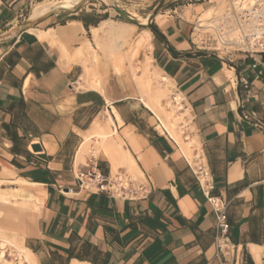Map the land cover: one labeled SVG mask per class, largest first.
<instances>
[{"label":"crops","instance_id":"0c3cea01","mask_svg":"<svg viewBox=\"0 0 264 264\" xmlns=\"http://www.w3.org/2000/svg\"><path fill=\"white\" fill-rule=\"evenodd\" d=\"M16 1L0 8V24ZM75 11L47 13L0 42V242L16 237L35 264H264V54L197 50L199 14H157L164 20L148 28ZM110 25L122 32L117 50ZM144 68L183 100L188 141L138 99ZM151 91L155 99L156 84ZM193 146L210 194L227 204L224 256L186 162ZM91 166L125 172L150 194L124 201L85 190L76 176Z\"/></svg>","mask_w":264,"mask_h":264},{"label":"built area","instance_id":"2783aa9c","mask_svg":"<svg viewBox=\"0 0 264 264\" xmlns=\"http://www.w3.org/2000/svg\"><path fill=\"white\" fill-rule=\"evenodd\" d=\"M197 2L212 5L207 20L200 21L199 15L192 24L190 39L197 50L222 57L239 53L257 58L264 54V0H225L224 3L215 4H211L209 0ZM166 109H171L178 117L181 116L178 124L180 135L188 141L191 134L189 116L178 94L173 92ZM158 125L164 130L159 120ZM259 126L264 131V125ZM186 162L214 214L216 255L224 256L231 250L227 204L210 194V171L202 152L194 148L192 157ZM76 180L85 190L113 199L140 201L150 194L147 184L135 181L122 171L103 174L91 166L86 171L79 172Z\"/></svg>","mask_w":264,"mask_h":264},{"label":"rangeland","instance_id":"374dc122","mask_svg":"<svg viewBox=\"0 0 264 264\" xmlns=\"http://www.w3.org/2000/svg\"><path fill=\"white\" fill-rule=\"evenodd\" d=\"M12 1L14 0H0V8H2L3 6H6V3L9 4ZM53 1L55 0H17L16 2L18 3V5L12 14V17L9 18L7 23L0 24V31L4 32L10 28H14L12 32H15L17 30H21L26 25L33 23L34 21H37L38 19L31 20V21L29 20L31 11L34 8V6L37 3L53 2ZM82 1L83 0H81L78 4H80ZM112 1L115 6H117L120 10L126 13L130 18L134 20H138L140 18L147 17V15L152 12L153 8L158 4L160 0H152V1H147V2H141V1H136V0H112ZM220 1L221 0H210V2H214V4L219 3ZM85 2L86 3H84L81 6L80 11L82 13H80L79 16H83V17L86 16L87 20L90 22H98L101 19H111L113 21L119 20L127 25H132L131 23L123 20L119 16V14H117V12H115V10L111 8V5L104 0H85ZM222 3H224V1ZM187 5H191V6L185 9L184 7H187ZM211 7L212 5H209L207 3L197 2V0H178V1L172 2L170 5L163 8L158 14L160 15L162 14L163 16L164 15L170 16V15H174L173 11L176 10L177 15L183 13L185 17H188L190 20H193L194 19L193 17L195 15L197 14L202 15L204 12H207V10L211 11ZM67 8H71V7H67ZM190 14H192L191 17H189ZM206 16L209 17L208 12ZM164 18H161V19L164 20ZM106 30H111L118 34V36L115 37L113 35H109L106 32V34L109 36V39L113 41V49L117 50L118 48L115 47L114 42L121 38L122 36L121 30H119L118 28L112 25H110ZM93 34L94 36L96 35V33H93ZM132 44L133 43L130 42V44L127 47H125L127 51L130 50L131 55H133ZM125 45L126 43H124V46ZM135 52L136 50L134 51V54ZM156 80H157L156 87L158 85L157 94L155 96V99H153L151 90L154 88ZM160 80H161L160 77H158L155 74L150 73L148 70L146 71V69L144 68L142 77L138 80V85L141 91V95L138 99L144 102V104L147 107L149 108L152 107L155 110V113L158 116V118L161 121L171 125L172 127L171 129L175 130L178 136H180L178 124L180 122L181 116L178 117L171 109L170 110L166 109V106L169 103V100L171 98V95L173 94V91L169 87V85H166V87H164V83L161 82L162 80L161 81ZM160 83H162L163 86H160L161 85ZM160 107L165 111L166 114L162 113V110ZM190 146L191 145H189L188 147L190 148ZM193 147L196 148L195 146ZM193 147L189 149L190 150V156H188L189 158L192 157V150L194 149ZM4 193L6 192L0 191V194H4ZM9 200H12V198ZM0 222H1V219H0ZM1 231H3V229L0 227V233H2ZM18 254L19 252H17L16 250H12V248L7 246L5 249V259L8 262V264L10 263L19 264L20 258Z\"/></svg>","mask_w":264,"mask_h":264},{"label":"bare ground","instance_id":"6f19581e","mask_svg":"<svg viewBox=\"0 0 264 264\" xmlns=\"http://www.w3.org/2000/svg\"><path fill=\"white\" fill-rule=\"evenodd\" d=\"M81 0H55L53 2H41V3H37L34 8L32 9L31 11V14H30V18L29 20H37L39 18H42L44 16L47 15V13H50V12H54V11H57V10H60V9H63V8H67V7H72V8H69V9H77V8H81V6L83 5H79L77 7H73V6H76ZM84 1V0H83ZM106 1L107 3H109L111 6L113 5V1L110 2V1H107V0H104ZM225 0H221L219 3L223 2ZM210 2V1H209ZM85 3V2H84ZM211 4L214 3V2H210ZM115 6V5H114ZM208 12V16H210V12L209 10H207ZM207 12H204L201 17H200V21H203V20H207L209 17L206 16ZM151 18V13L147 15V17L145 18H140L138 19L137 21L140 23V24H147L148 20H150ZM162 17L161 16H158L157 20H162L161 19ZM158 22V23H159ZM100 31V30H99ZM95 33L97 32V30L94 31ZM110 32L109 35H115V37L118 35L116 32L114 33L113 31ZM97 34V33H96ZM38 37L39 38H43L45 37L42 33H38ZM141 41H139V44H140ZM157 82H155L156 84ZM164 83V81H163ZM161 85L160 86H163L162 83H160ZM158 87V85H157ZM156 87V88H157ZM164 87H166V84L164 83ZM156 91V90H155ZM160 91V90H159ZM161 92V91H160ZM169 104V103H168ZM173 120V119H172ZM100 130V129H99ZM100 134V133H99ZM105 136V135H104ZM23 190H21L20 192H22ZM23 195V194H22ZM24 196V195H23ZM32 197V196H31ZM10 197H2V199L4 200H9ZM30 198V197H29ZM28 198V199H29ZM30 200V199H29ZM1 238V237H0ZM3 241L0 242V264H8V262L6 261L5 259V249L6 247H10L12 248V250H16L17 252H19L18 256H19V264H35L34 263V260L31 256V254L25 250L17 241V238L16 237H12L11 239H7L5 238L4 236L2 237ZM8 250V249H7ZM10 250V249H9ZM21 252V253H20ZM11 253V252H10ZM15 256V255H14ZM17 257V256H16ZM11 264V263H10Z\"/></svg>","mask_w":264,"mask_h":264},{"label":"water","instance_id":"95a60500","mask_svg":"<svg viewBox=\"0 0 264 264\" xmlns=\"http://www.w3.org/2000/svg\"><path fill=\"white\" fill-rule=\"evenodd\" d=\"M107 1L112 2V0H107ZM174 1H178V0H160L158 2V4L153 8V10L151 12V18H150V20H148L147 24H145V25L144 24H140L137 20H134V19L130 18L126 13H124L122 10H120L117 6L112 5L111 8L113 10H115V12H117V14H119V16L123 20H125V21H127V22H129V23H131V24H133L135 26H143V27H148L149 28L151 26V23H152L153 19L157 16V14L163 8L167 7L168 5H170ZM80 10H81V8L79 7V8L76 9L75 12H78ZM65 12H67V11H65ZM52 14H55V13L51 12L48 15H52ZM32 24L33 23H30V24L26 25L24 28L21 29V31H25V30L29 29ZM14 34H15V32L9 31V32H6V33L0 35V42L5 40V39H8V38L12 37ZM32 150L34 152H39L40 148H39V146L34 145V146H32Z\"/></svg>","mask_w":264,"mask_h":264},{"label":"trees","instance_id":"16d2710c","mask_svg":"<svg viewBox=\"0 0 264 264\" xmlns=\"http://www.w3.org/2000/svg\"><path fill=\"white\" fill-rule=\"evenodd\" d=\"M94 25H95V23H94Z\"/></svg>","mask_w":264,"mask_h":264}]
</instances>
